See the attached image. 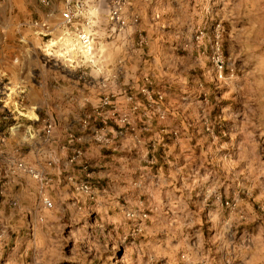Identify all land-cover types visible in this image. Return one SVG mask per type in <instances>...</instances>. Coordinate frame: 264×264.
Wrapping results in <instances>:
<instances>
[{
  "label": "rangeland",
  "instance_id": "rangeland-1",
  "mask_svg": "<svg viewBox=\"0 0 264 264\" xmlns=\"http://www.w3.org/2000/svg\"><path fill=\"white\" fill-rule=\"evenodd\" d=\"M88 2L67 28L70 63L93 52L84 54L76 38L77 29L93 38ZM112 27L129 105L187 109L172 120L170 153L188 149L186 171L158 177L152 164L163 153L151 141L134 145L146 169L125 179L129 189L116 181L102 189L103 179L51 189L41 173L48 147L34 141L51 137L63 115L48 105L28 114L30 100L0 67V264H264V0H127ZM97 113L83 122L99 143L107 137ZM135 116L110 119L130 137Z\"/></svg>",
  "mask_w": 264,
  "mask_h": 264
},
{
  "label": "crops",
  "instance_id": "crops-1",
  "mask_svg": "<svg viewBox=\"0 0 264 264\" xmlns=\"http://www.w3.org/2000/svg\"><path fill=\"white\" fill-rule=\"evenodd\" d=\"M109 1L89 0L87 8L91 22L87 29L94 38L93 52L90 58H76L70 63L67 45L74 39V32L72 27L64 29L61 26L65 0H50L49 7H44L40 0H0L1 73L9 71L6 76L30 100L26 106L28 114L37 113L48 105L49 113L64 116L59 120V126L53 125L51 137L34 141L45 142L41 146L48 147L41 151L42 161L49 160L46 171L41 173L51 189H79L83 180L91 185L98 183L97 179L106 181L102 189H112L107 181H116L121 183V189H129V179L137 178L146 169L145 158L135 152L134 145H146L151 141L153 146H160L163 153V156L157 154L158 159L151 156L158 177L174 179L186 171L188 149H181L180 155L170 153H175L171 142L173 121L182 119L179 115L187 109L129 105L125 88L127 74L123 73V67L117 66L119 60L114 58V49L118 45L113 24L107 18ZM36 65L44 71L42 76L36 75ZM28 72L33 77H29ZM98 110L102 117L94 121L102 127L99 131L107 139L96 143L85 134L83 119L85 114H96ZM112 114L136 115L128 123L133 131L130 137L126 124L111 121ZM161 114L166 115L163 121L159 118ZM37 120L32 119L31 123H39ZM58 128L64 129L66 136L68 132H75V138L66 142V136L57 135ZM143 130L149 133L145 134ZM178 141L183 142L184 138L174 140ZM34 152L37 151L32 150L30 155ZM175 163L181 164L179 170ZM39 167L38 164L34 168Z\"/></svg>",
  "mask_w": 264,
  "mask_h": 264
},
{
  "label": "built area",
  "instance_id": "built-area-1",
  "mask_svg": "<svg viewBox=\"0 0 264 264\" xmlns=\"http://www.w3.org/2000/svg\"><path fill=\"white\" fill-rule=\"evenodd\" d=\"M85 1L86 0H66L64 12L62 14L61 26L63 28L70 27L75 20L82 19L86 15L85 11ZM127 0H112L111 7L109 10L108 19L111 23L117 24L120 23L121 14ZM40 3L47 7L50 4V0H40ZM89 21H86V25ZM77 46L80 48L84 54H91L93 38L91 35L84 31L77 29L76 30ZM51 128L47 130V133H50ZM46 207H51V203L48 201L44 202Z\"/></svg>",
  "mask_w": 264,
  "mask_h": 264
}]
</instances>
